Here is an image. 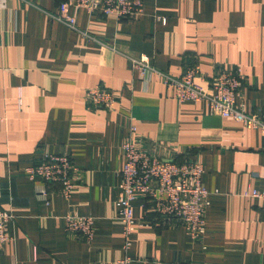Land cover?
Here are the masks:
<instances>
[{"label":"crops","instance_id":"0c3cea01","mask_svg":"<svg viewBox=\"0 0 264 264\" xmlns=\"http://www.w3.org/2000/svg\"><path fill=\"white\" fill-rule=\"evenodd\" d=\"M62 2L0 0V211L13 216L0 264H264V199L250 194L264 190V137L203 102H180L158 77L141 80L129 59L146 56L174 77L193 65L204 78L239 67L237 106L264 114V0H143L134 20L71 8L77 30L56 19ZM96 86L118 94L114 109L89 108ZM132 125L142 148L204 165L201 240L138 199L124 249L117 200ZM46 154L80 169L69 199L26 173ZM68 215L94 218L92 240L66 231Z\"/></svg>","mask_w":264,"mask_h":264},{"label":"built area","instance_id":"2783aa9c","mask_svg":"<svg viewBox=\"0 0 264 264\" xmlns=\"http://www.w3.org/2000/svg\"><path fill=\"white\" fill-rule=\"evenodd\" d=\"M71 8L86 9L91 14L115 16L119 20H134L144 13L143 0H65L59 7L56 19L77 30L76 18L69 14ZM87 41H98L92 34L82 31ZM132 67L143 81L152 77L160 78L174 91L180 102H203L211 111L222 118L232 119L249 129L258 130L264 137V114H250L237 106L236 99L243 87L240 68L220 70L211 78H204L198 65L189 66L180 77H174L156 69L146 56H130ZM86 102L91 109L112 110L118 103V94L96 86L86 92ZM130 137L123 144L125 164L122 170L120 193L117 200L120 218L124 224V249L131 246L137 220L133 203L138 199L146 201L162 220L180 222L193 240H201L206 233V210L210 205V192L203 183L204 165L200 161L165 159L137 144L134 125L129 129ZM31 179L58 186L62 195L69 199L73 190L83 178L79 168L66 154H46L42 162L26 168ZM252 197L264 199V190H253ZM47 200V194L41 193ZM13 216L0 211V247L10 237L8 225ZM66 231L82 235L86 240L94 236V218L68 215ZM129 258L115 264H129ZM113 264V263H97Z\"/></svg>","mask_w":264,"mask_h":264},{"label":"trees","instance_id":"16d2710c","mask_svg":"<svg viewBox=\"0 0 264 264\" xmlns=\"http://www.w3.org/2000/svg\"><path fill=\"white\" fill-rule=\"evenodd\" d=\"M64 1V0H63Z\"/></svg>","mask_w":264,"mask_h":264}]
</instances>
